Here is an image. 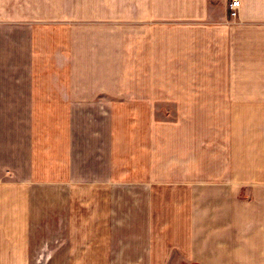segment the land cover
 Segmentation results:
<instances>
[{"label":"crops","instance_id":"1","mask_svg":"<svg viewBox=\"0 0 264 264\" xmlns=\"http://www.w3.org/2000/svg\"><path fill=\"white\" fill-rule=\"evenodd\" d=\"M0 264H264V0H0Z\"/></svg>","mask_w":264,"mask_h":264},{"label":"built area","instance_id":"2","mask_svg":"<svg viewBox=\"0 0 264 264\" xmlns=\"http://www.w3.org/2000/svg\"><path fill=\"white\" fill-rule=\"evenodd\" d=\"M240 9V0H227L228 16L231 19H235L238 16Z\"/></svg>","mask_w":264,"mask_h":264},{"label":"rangeland","instance_id":"3","mask_svg":"<svg viewBox=\"0 0 264 264\" xmlns=\"http://www.w3.org/2000/svg\"><path fill=\"white\" fill-rule=\"evenodd\" d=\"M167 116H169L168 113H167ZM158 117H160V118H164L165 117V111L163 109H160L158 111Z\"/></svg>","mask_w":264,"mask_h":264}]
</instances>
